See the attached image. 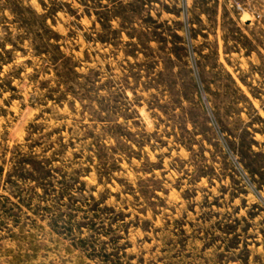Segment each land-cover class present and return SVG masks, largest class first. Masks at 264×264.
Segmentation results:
<instances>
[{"label":"rangeland","instance_id":"1","mask_svg":"<svg viewBox=\"0 0 264 264\" xmlns=\"http://www.w3.org/2000/svg\"><path fill=\"white\" fill-rule=\"evenodd\" d=\"M0 264H264V0H0Z\"/></svg>","mask_w":264,"mask_h":264},{"label":"trees","instance_id":"2","mask_svg":"<svg viewBox=\"0 0 264 264\" xmlns=\"http://www.w3.org/2000/svg\"><path fill=\"white\" fill-rule=\"evenodd\" d=\"M33 167L34 168H33V171L31 173L30 177H32L33 173H38V175L41 176L42 178L44 176H48L49 175V170L46 169V166L43 163V161L38 160V161L34 162Z\"/></svg>","mask_w":264,"mask_h":264}]
</instances>
